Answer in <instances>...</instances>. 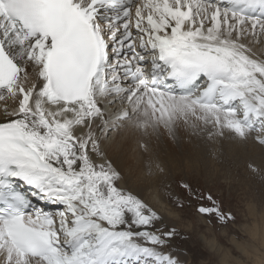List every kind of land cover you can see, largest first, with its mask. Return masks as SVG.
<instances>
[{
  "label": "snow or ice",
  "instance_id": "1",
  "mask_svg": "<svg viewBox=\"0 0 264 264\" xmlns=\"http://www.w3.org/2000/svg\"><path fill=\"white\" fill-rule=\"evenodd\" d=\"M230 2L246 7L199 3L193 14L165 0L160 18L138 8L133 20L127 7L106 15L117 0H0V264H186L175 229L157 227L158 214L120 194L70 129L99 112L91 82L108 51L137 78L151 64L153 78L169 84L207 81L205 96L264 98V66L240 43L264 34V14L247 12L264 0ZM165 99L173 111L192 107L183 97L158 103ZM213 116L240 138L252 130L246 115ZM198 211L234 219L215 202Z\"/></svg>",
  "mask_w": 264,
  "mask_h": 264
},
{
  "label": "rangeland",
  "instance_id": "2",
  "mask_svg": "<svg viewBox=\"0 0 264 264\" xmlns=\"http://www.w3.org/2000/svg\"><path fill=\"white\" fill-rule=\"evenodd\" d=\"M165 102L163 106L159 105L158 102L156 104L146 101L141 102L139 104L140 108L137 109H140V112L133 118L136 121V126L141 131L150 133L149 138H142L140 142L141 151L139 153H142V158L149 154L151 146L152 155L149 156L153 158H151L153 163L171 162V165L169 164L170 168L162 167L164 168L163 170L170 169L171 172L167 174L170 177L167 184L163 181L164 184L161 185L160 190L163 192L162 194L168 204V208L174 213L172 215L176 214L177 217L171 216L166 219L159 216L156 221L157 227L162 228L165 232L169 229H175L176 235L173 243L177 245L178 249L187 250V255L183 257L187 258L189 256V259H185L190 264H247L246 261H250V264H264V243L254 239L250 232L247 231V227L262 226V221L264 220V162L261 161L264 155H261L262 158L260 160L257 159L258 161L248 159L251 156L246 153H243L245 156L243 158V155L241 156L242 152L237 150V147L234 146L236 144H233L227 136L221 135L219 132V136H217L218 133L215 136L214 132H210L209 136L211 137H209L202 127L208 122L213 124L212 120L214 118L211 117L210 119V117H207L212 116L207 115V113H211L201 109L200 106H198L199 108L191 107L189 109L190 117L189 114L186 115L185 113H188V109L187 111L185 109L184 113L171 109L170 105L175 101L167 100ZM153 105H156V107H153ZM204 112L207 113L205 114ZM181 113L187 117L185 120L181 119L183 117ZM206 119H210V121L206 122ZM186 123H189V125ZM193 125L199 128L195 129ZM200 130L202 132L199 134ZM186 131H190L191 135ZM184 132L186 133L184 134ZM196 134H199V137H196ZM195 137L197 142L194 141ZM203 139L206 141L205 143H203ZM209 141L212 142L211 146L210 143H207ZM228 141L232 145H229ZM202 143L204 144L203 147L201 146L203 145ZM218 144H221V146ZM215 145L217 146L215 147ZM206 146L211 148L207 147L206 149ZM237 146L239 147V145ZM198 150L203 151L201 152L202 154ZM236 150L238 154L239 152L241 154L238 155L236 152H234L236 153L235 155L232 154ZM144 151L148 152L145 153ZM193 154L195 155L193 156ZM228 154L233 155V157ZM160 157L167 160L165 161ZM154 158L156 159L155 161ZM183 165L186 166L185 169ZM188 166L190 167L188 168ZM150 168H146L148 177H156L157 172L163 171L152 168L155 169L152 172ZM100 170L107 172L111 176V183L120 194L147 208L144 204V199L142 201V198L136 195L125 194L116 186L115 183L117 181L111 174L112 172L107 171L105 168ZM161 174H158L157 178ZM208 197H211V201ZM212 202L218 204L225 212H231L234 219L222 224L214 215L207 216L198 211L201 206L212 207ZM150 210L158 214L155 209ZM162 220H164V224ZM202 238L207 242H204ZM214 240L222 247L218 255H216L218 252L209 245V242ZM248 244L252 250L247 248L250 250L251 254L249 255L251 257L239 247V245L246 247ZM226 252L229 253L224 254Z\"/></svg>",
  "mask_w": 264,
  "mask_h": 264
},
{
  "label": "bare ground",
  "instance_id": "3",
  "mask_svg": "<svg viewBox=\"0 0 264 264\" xmlns=\"http://www.w3.org/2000/svg\"><path fill=\"white\" fill-rule=\"evenodd\" d=\"M171 2L174 6L175 0H171ZM182 3L191 6L193 14H195L196 12L199 11V7H198L199 3L211 4L207 0H182ZM153 5H155V6H153ZM164 6H165V0H142L140 3L136 4L132 8L133 13L131 14V16H132L133 20H135V13H136L137 9L139 8L142 11H145L146 13L151 12L152 15L160 18V14L163 12ZM157 9H159V12L157 11ZM106 15L113 17V16H116V13H113L111 11V12L106 13ZM105 21H104V23H102L100 25L101 31H104L102 29V27H104L105 30L108 27L109 21H106V22ZM240 43L247 46L246 55L248 57H250V59L252 61H255L257 66H264V34H262L258 37H242L240 40ZM150 57H152V56H150ZM114 67L115 66H111V68H114ZM115 69H116V71L108 73L109 76L107 75L106 81H101L99 77L96 78V87H95L94 91L92 90L93 93H91V94H92V98H93L95 104L97 105V107L99 109V112L93 117L85 118L83 123H81V124H73V126L70 129L71 133H72L73 137L75 138V141H77L79 143H86L87 144V146L90 150L88 153L89 161L92 165H94L96 167V169L98 171H101L100 169L105 168L107 171L109 170L110 172H112L111 174L114 176V179L117 181L115 184L121 191H123L125 194L128 193L130 195L131 194L136 195L139 198H142V201L144 199L145 203L144 202L143 203L146 205V207L150 208V209H155L156 212L158 213V216L164 217L166 219H169V217H171V216L177 217L176 214L172 215L173 212L170 208H168V204L165 201L164 196L162 194L163 192H161V190H160L161 185L164 184L163 181L167 184V182L170 178L169 176H167V174L170 173L171 170L170 169L169 170H163V169L165 167L170 168L171 162L169 163V161H168V163H165L163 161L162 163L161 162H157V163L154 162L153 163V160L151 161L152 157L149 156V155H152V147L151 146H150V151L149 152L147 151L149 154H147L146 157L142 158V153H139L141 151L140 142L142 141V138L143 139L149 138L150 133H146V132L141 131L136 126V121L133 120V118H135L136 114L140 112V109L139 110H137V109L140 108L139 104L141 102L143 103L144 101H146L149 103H155L156 104L160 100L161 95H163V94H160L157 92H149L147 86L144 84L138 85L137 88L132 89L131 86H132L133 81L131 79H129L128 77L124 76V74L126 72L125 67H123L121 65H117ZM240 82L241 81H237V83H240ZM105 87H106V89H104ZM135 91L137 93L134 95ZM220 92H222L221 89H220ZM169 96L170 95H163V97H165V98H167ZM172 97H175V96H172ZM175 98L179 99L180 97H175ZM228 98H234V99H231V101L236 103L235 108L233 110H230V109L224 110V109L215 108L212 106L204 107L207 104L205 102H202L203 96L196 97V98L195 97L188 98V103H190L192 105V107L199 108L198 106H200L201 109H203L205 111H209L211 114H209L207 112H204V113L205 114L207 113V115H212V116L205 115L207 117H210V119H211V117L214 118L213 113H216L218 115H223V114H226L228 112L234 111L237 114V116H245V115L246 116H248V115L252 116V114H254V115H256L262 119L261 124L264 125V98H262L259 94L247 92L246 95L243 97H241L237 94V95H231ZM167 100L168 99H165L161 105L163 106V104L166 103L165 101H167ZM154 101H156V102H154ZM186 111H187V108H186ZM183 113H181L182 116H183ZM185 113H186V115H188L189 109H188V113L187 112H185ZM192 114H194V113L192 112ZM189 116H190V114H189ZM184 117L185 116H183L181 119L185 120L187 118V117H185V118ZM73 119L75 120L76 117H73ZM210 119H206V122L208 120L210 121ZM245 119L243 120V122L246 121L245 124H251L252 125V130L249 132V134L245 138H240L239 136L232 133L228 129L221 128L217 124L215 118H214V120H212L213 124H211L209 122L208 123L211 125H209L208 123L207 124L205 123L202 128L204 129L206 134L208 133L207 134L208 136L210 135L209 134L210 132H214L215 136H216V133H218V132L221 135L227 136L229 140L231 139L233 144L234 143L236 144L234 146L237 147V150L242 152V154L239 152V154H241V156L243 155V153H246V154H249L251 156V158H248V159H252V160L259 159L260 160V158H262L261 155H264V144L259 143L258 138H264V128L263 127H262L263 129L258 128V127L255 128L253 122L247 121L248 120L247 118H245ZM186 124L189 125V123H186ZM190 126H188V128H190ZM193 126L195 127V125H193ZM198 128L199 127H195V129H198ZM186 132L189 133V135H191L190 131H186ZM186 132H184V134ZM201 132L202 131L200 130L199 134ZM219 133L217 136H219ZM199 134H196V137L197 136L199 137ZM188 137H190V136H188ZM196 137L194 138L195 142H197ZM209 137H211V136H209ZM212 137H214V136H212ZM205 138H207V137H205ZM204 139H203V141H204ZM224 140L227 141V139H225V138H224ZM206 141H204L203 143H205ZM211 141H213V140L211 139ZM211 141L207 142V143H210V146L212 143ZM200 142H202V140H200ZM192 144H194V143H192ZM94 145L96 147L93 150ZM212 145H214V144H212ZM218 145L221 146V144H218ZM229 145H232V144H230V142H229ZM229 145H227V146H229ZM237 145H239V147ZM195 146H198V145H195ZM201 146L203 147L204 144ZM216 146L217 145H215V147ZM223 146H224V143H223ZM207 147H209V146H206V149H207ZM209 148H211V147H209ZM230 148H233V147L231 146ZM237 150L233 151V153L231 151V153L234 155L236 153L238 154ZM195 151H197V150H195ZM198 151H200V150H198ZM144 152L147 153L146 151H144ZM201 152H203V151H200V153ZM234 152H236V153H234ZM196 153H198V152H196ZM259 153H260V155H259ZM205 154H207V153H205ZM194 155L195 154H193V156ZM229 156H231V155H229ZM197 157H198V154H197ZM231 157H233V155ZM242 157L244 158L245 156L243 155ZM155 158H157V157H155ZM155 158H154V161L156 160ZM160 158H162V157H160ZM263 159H261V161L264 162ZM163 160L166 161L167 159H163ZM168 160H170V159L168 158ZM158 161H160V160H158ZM172 161H174V160H172ZM194 161H196V160H194ZM175 163H177V162H175ZM186 163H187V165H189L188 162H186ZM150 165H151V168H150ZM162 167H164V168H162ZM174 167H173V169H174ZM176 167L179 168V166H177V165H176ZM189 167L190 166H188V168ZM146 168H150L152 172H153V170L155 171V169H152V168H157V169H159L161 171L163 170V171L160 172L159 170L156 169L157 171H159V173L157 172V176H158V174L162 173L161 175H159L158 178H157V176L156 177H151V176L148 177V173H147ZM185 168H186V166H184V169ZM261 169H262V166H261ZM152 172H151V174H152ZM172 172H173V170H172ZM154 174H155V172H154ZM174 174H175V172H174ZM162 222L164 224V220H162ZM247 231L250 232L251 236H253L254 239L260 240L262 243H264V220L262 221V226H256L254 228L247 227ZM202 240L204 242H207L203 238H202ZM209 245L218 252L216 255L220 254L222 247L219 243H217L214 240L213 242H209ZM239 247H241L243 249L245 254H248V256L251 257L249 255V254H251L250 253L251 249L249 248L250 247L249 244L246 247L241 246V245H239ZM247 248L250 250H248ZM228 253L229 252H226L224 254H228ZM252 253L254 254V252H252ZM185 258L186 257H183L186 264H190V263H188L189 261L186 260L187 258L186 259ZM246 263L250 264V261H246ZM259 263H261V262L259 261ZM128 264H135V262L133 260H129Z\"/></svg>",
  "mask_w": 264,
  "mask_h": 264
}]
</instances>
